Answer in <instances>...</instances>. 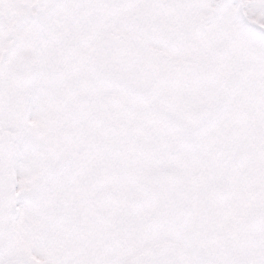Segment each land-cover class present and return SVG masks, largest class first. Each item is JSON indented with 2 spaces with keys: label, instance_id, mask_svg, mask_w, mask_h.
Instances as JSON below:
<instances>
[{
  "label": "snow or ice",
  "instance_id": "obj_1",
  "mask_svg": "<svg viewBox=\"0 0 264 264\" xmlns=\"http://www.w3.org/2000/svg\"><path fill=\"white\" fill-rule=\"evenodd\" d=\"M0 264H264V0H0Z\"/></svg>",
  "mask_w": 264,
  "mask_h": 264
}]
</instances>
